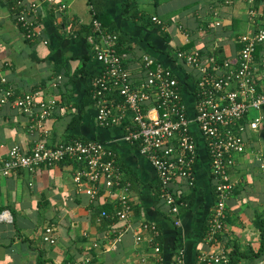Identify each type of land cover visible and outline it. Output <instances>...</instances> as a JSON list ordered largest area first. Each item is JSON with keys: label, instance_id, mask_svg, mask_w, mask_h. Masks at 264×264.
Here are the masks:
<instances>
[{"label": "crops", "instance_id": "crops-1", "mask_svg": "<svg viewBox=\"0 0 264 264\" xmlns=\"http://www.w3.org/2000/svg\"><path fill=\"white\" fill-rule=\"evenodd\" d=\"M97 1L107 26L117 35L116 50L125 55L130 72L136 73L142 55L152 57L172 71L189 104L195 72L175 58V51L209 53L215 47L221 58L233 57L239 47L237 35L251 30L248 10L255 4L253 0ZM67 3L59 15L42 6L40 36L30 41L13 20L8 4L0 0V74L15 95L30 92L55 104L42 124L44 134L11 101L0 103V159L13 145L29 153L38 140L48 146L75 138L101 142L129 182L124 193L131 211L127 219L117 218L116 200L122 193L117 189L101 191L90 201L73 181L77 165L71 161L40 166L33 173L16 171L0 180V208L12 216L11 223L0 224V264H196L200 253L220 248L226 257L232 252L235 264H264V249H260L264 169L257 158L264 153V120L260 129L245 134L246 151L236 157L230 171L236 186L226 201L225 227L219 245L209 244L202 231L214 193L202 140L194 186H183L184 193L192 192L191 204L171 214L158 196L155 170L135 144L122 140V126L96 122L90 89L102 64L90 43L95 34L90 28L93 12L88 0ZM102 210L108 216H101ZM143 223L154 224L159 231L157 252L148 241L149 231L141 228ZM46 227H52L53 243L42 239ZM136 236L141 239L136 241Z\"/></svg>", "mask_w": 264, "mask_h": 264}, {"label": "built area", "instance_id": "built-area-1", "mask_svg": "<svg viewBox=\"0 0 264 264\" xmlns=\"http://www.w3.org/2000/svg\"><path fill=\"white\" fill-rule=\"evenodd\" d=\"M1 1L8 4L13 20L21 28L24 38L30 41L40 36L39 11L42 6H48L55 15L63 14L68 7L67 0ZM261 3L252 4L248 10L251 30L237 35L239 47L233 57L221 58L215 53V47L209 53L198 49L175 51V58L195 72L190 107L170 69L152 57L142 55L138 70L131 73L126 67L125 55L116 50L117 35L104 31L97 20L92 21L96 33L90 43L95 58L102 64L90 89L97 124L122 126V140L135 144L138 152L150 162L157 175L159 197L174 215L185 205L183 186L194 184V168L202 140L214 193L204 240L212 245H219L225 227L226 201L236 186L230 171L236 157L246 151L245 134L263 125L264 1ZM152 20L160 23L156 17ZM213 25L217 27L219 22ZM7 101L31 116L33 126L47 133L42 124L52 114L53 102L37 99L30 92L15 95L0 74V103ZM250 110L258 111L259 115L249 117ZM257 158L263 170L264 153H259ZM63 161L77 165L73 181L79 189L83 187L90 201H94L101 191H122L117 196L115 214L120 220L127 219L131 205L124 192L129 182L123 180L114 154L98 141L75 138L48 146L44 140H38L29 153L13 145L0 159V180L16 171L33 173L40 166ZM101 216L108 214L102 210ZM11 222L10 212L3 208L0 224ZM141 228L149 231L148 241L157 252L158 229L151 223H143ZM42 239L54 242L52 227L44 228ZM135 239L141 238L136 236ZM196 264H227L226 252L223 248L202 252Z\"/></svg>", "mask_w": 264, "mask_h": 264}, {"label": "trees", "instance_id": "trees-1", "mask_svg": "<svg viewBox=\"0 0 264 264\" xmlns=\"http://www.w3.org/2000/svg\"><path fill=\"white\" fill-rule=\"evenodd\" d=\"M255 1V4L256 3H261L263 2L264 0H253ZM88 3L90 4L91 8H92V12H93V20H97L98 22H100V25L102 26L103 30L106 31V32H109V33H114L113 30L111 28H109L108 26V19L103 15L102 11L99 9V7L96 5V4H100V1H97V0H88ZM124 3H126L124 1ZM92 20V21H93ZM92 21H91V26H92ZM108 25V26H107ZM91 31L93 30V26L91 27ZM107 26V27H106ZM88 28V29H90ZM94 33H96L95 31H93ZM194 186V184L192 185ZM190 186V187H192ZM158 188V187H157ZM159 196V195H158ZM191 199H192V192L190 194H186V193H183V196H182V200L184 201L185 205L184 207H187L191 204ZM214 201V200H213ZM213 204V203H212ZM183 207V206H181ZM180 207V208H181ZM179 208V210H180ZM3 208H0V211L2 210ZM210 217V216H209ZM226 222V221H225ZM260 224V222H259ZM208 225H209V218L208 220L206 221V225L202 231V237H204L205 233L207 232V228H208ZM260 226V225H259ZM261 230H260V249H264V229L262 228V226H260ZM222 235V234H221ZM220 239V238H219ZM241 255V254H240ZM257 255V254H256ZM227 264H235V258L233 257V254L232 252H230V254H227ZM38 264H40V262L38 261L37 262Z\"/></svg>", "mask_w": 264, "mask_h": 264}, {"label": "rangeland", "instance_id": "rangeland-1", "mask_svg": "<svg viewBox=\"0 0 264 264\" xmlns=\"http://www.w3.org/2000/svg\"><path fill=\"white\" fill-rule=\"evenodd\" d=\"M186 104L188 105V107L191 106V104H189L188 102H186ZM258 115H259V112L258 111H255V110H250V112L248 113V116L249 117H255V116H258Z\"/></svg>", "mask_w": 264, "mask_h": 264}]
</instances>
